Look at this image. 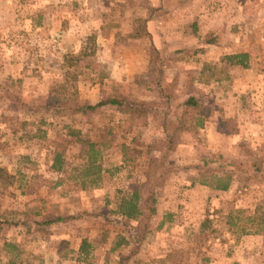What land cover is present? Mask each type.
Listing matches in <instances>:
<instances>
[{
  "label": "rangeland",
  "instance_id": "374dc122",
  "mask_svg": "<svg viewBox=\"0 0 264 264\" xmlns=\"http://www.w3.org/2000/svg\"><path fill=\"white\" fill-rule=\"evenodd\" d=\"M217 28L216 47L204 46ZM241 51L246 67L222 60ZM154 58L177 108L167 127L159 109L134 124L111 105L73 114L51 106L114 93L161 104ZM190 95L199 105L183 111ZM37 126L44 138L30 137ZM68 129L108 150L96 186L81 188L82 146ZM55 152L65 173L50 167ZM151 156L164 177L129 264H264V237H255L264 231V0H0V215L18 221L0 226V264H117L110 242L136 220L112 210L121 191L145 179ZM228 175V190L212 189ZM56 215L75 217L43 230L33 222ZM205 218L216 230L206 239ZM83 238L92 249L78 259Z\"/></svg>",
  "mask_w": 264,
  "mask_h": 264
},
{
  "label": "trees",
  "instance_id": "16d2710c",
  "mask_svg": "<svg viewBox=\"0 0 264 264\" xmlns=\"http://www.w3.org/2000/svg\"><path fill=\"white\" fill-rule=\"evenodd\" d=\"M215 30H218L219 32L221 31L219 28L209 31L203 38L204 44L215 45L218 43V38L215 34H213ZM247 58L248 53L241 51L226 54L222 57V60L228 65H240L242 67H246ZM156 63L157 65H155ZM163 68L162 61H158L157 59L155 60L154 58L149 69V75L155 83V90L161 98V104L138 100L122 93H114L108 95L104 99H101L95 104H91L86 100H81L78 97L73 96L70 99L59 98L55 101V104L51 106L56 112H64L66 110V112L73 114L91 111L104 105H111L116 107L120 112L128 115L129 119L134 124L145 122L149 114L156 111V109H159L164 115L162 125L167 127L169 126V118L175 115L177 108H175V106H170V99L172 97L171 84L165 82V73ZM198 105L199 101L193 95L188 96L180 103V107L183 108V111L186 109L197 108ZM204 117L205 115L202 113L197 115L195 117L194 124L202 125ZM38 122L39 124H42L43 121L40 119ZM67 133L68 135L73 136L75 138V142L80 143L82 146L81 151L84 156V161L82 163V167L79 169V174L82 177L80 182L81 188L85 189L91 186H96L102 177L101 159L108 152L106 146L104 144H96L95 142L80 138V132L78 130L68 129ZM44 136L45 131L39 126H37L34 133L30 135V137L39 138H44ZM167 137L169 139V146L172 144L171 135L168 134ZM158 160H160V158L155 156H151L149 158L145 179L140 183L129 184L125 190L121 191V195L118 197L116 203V208L112 210V212L119 215L120 218L126 222V224L127 221L125 220H136V224L133 227H129V225H127L125 230L126 233L116 234L110 242L109 252L117 253V264H129V262L140 251V247L150 231L151 218L157 211L155 186L158 180L164 177V174L157 175L155 169H153V166L155 167L154 163ZM65 163L66 161L62 153L55 152L50 167L55 172L65 173ZM259 166L260 165H254V171L256 174H258L257 172L262 171ZM1 171L2 170L0 168V175ZM62 180L63 179L60 177L55 184L60 183ZM231 180L232 178L229 175L225 177H217L215 184L210 186L216 191H226L230 187ZM1 217L2 215H0V226L2 227L8 228L18 224V221H11L10 219ZM74 217L75 216L73 215H56L48 219L34 220L33 222L36 225V228L43 230L42 228H45L48 225L68 222L71 219H74ZM226 218H228L226 223L229 228L232 229L235 222L231 220L229 213ZM199 231L200 235H202L204 239L214 236V234L216 235V230L213 227L212 220L208 218H205L200 222ZM257 232L264 237V231L261 232V230H258ZM3 245L4 247L18 248L17 245L10 243L7 239H4ZM91 249L92 246L89 241L83 238L76 249L78 259L83 258V256H87L89 252H91ZM9 264H13V262L9 261Z\"/></svg>",
  "mask_w": 264,
  "mask_h": 264
},
{
  "label": "crops",
  "instance_id": "0c3cea01",
  "mask_svg": "<svg viewBox=\"0 0 264 264\" xmlns=\"http://www.w3.org/2000/svg\"><path fill=\"white\" fill-rule=\"evenodd\" d=\"M190 27H191V31H193V30H195L196 28V23L194 22V21H192V23H191V25H190ZM204 46H213V47H216L215 45H204ZM247 236H249V234L247 235ZM255 237L257 238H262V235L261 234H255ZM255 237H253V238H255Z\"/></svg>",
  "mask_w": 264,
  "mask_h": 264
}]
</instances>
